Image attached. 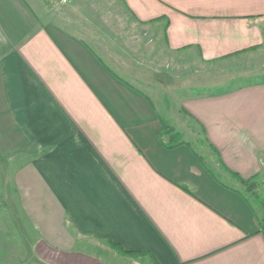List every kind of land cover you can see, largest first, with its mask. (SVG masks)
I'll return each instance as SVG.
<instances>
[{
	"label": "crops",
	"instance_id": "crops-1",
	"mask_svg": "<svg viewBox=\"0 0 264 264\" xmlns=\"http://www.w3.org/2000/svg\"><path fill=\"white\" fill-rule=\"evenodd\" d=\"M81 2L0 0V194L22 264H264V80L218 87L222 62L264 55V0H121L163 46L151 81ZM195 65L212 77L172 86Z\"/></svg>",
	"mask_w": 264,
	"mask_h": 264
},
{
	"label": "rangeland",
	"instance_id": "rangeland-1",
	"mask_svg": "<svg viewBox=\"0 0 264 264\" xmlns=\"http://www.w3.org/2000/svg\"><path fill=\"white\" fill-rule=\"evenodd\" d=\"M82 2L79 0L80 4H82ZM95 3L94 12L88 13L86 11H80V18L85 20L83 16H86L93 20L94 30L105 36L113 49L117 51H119V49L126 50L128 56H130L132 60H136L142 71L144 70L143 75L142 72L141 75L145 80L151 81V74L147 75L145 72L154 73L155 75L152 74V77L155 76V79L156 75H161L160 70L162 66L158 65L157 67L156 56L159 51L161 52V50H163V46L160 43H152L155 37L154 34L144 26H139L136 23L121 3V0H110L107 2L108 4H103L102 0H95ZM79 7L83 8L85 6ZM36 8H38L37 5ZM52 13L53 12H44L45 18L48 17L54 20L56 16ZM36 14L41 19L40 13L36 12ZM75 14H77V12ZM105 21H107V23ZM103 23L107 25L106 29L102 27ZM152 60L155 61L153 62ZM161 64L162 63H160V65ZM199 68L198 66L197 69L195 65L190 68L172 70L171 73L176 78L172 86L177 87L178 85L181 86L184 84L197 85L200 81H205L206 78L212 77L209 76V74H205V69L201 68V70H199ZM216 70L220 73L219 69L216 68ZM221 72L223 75V83L219 84L218 82V87H223L224 89L264 80V55L248 60L237 59L224 61L221 65ZM250 72L253 73L250 74ZM261 74H263V76H261ZM142 76H140V78H142ZM217 77H219V75H217ZM159 82L163 81L160 80ZM147 85L151 86V83L148 82ZM174 89L175 92H177V88ZM263 189L264 187L261 190ZM20 245L17 235L13 233L12 224L8 220L6 204L2 201V195L0 194V264H22L23 253ZM136 259V263L133 259H127L125 263L153 264L149 257H138Z\"/></svg>",
	"mask_w": 264,
	"mask_h": 264
},
{
	"label": "trees",
	"instance_id": "trees-1",
	"mask_svg": "<svg viewBox=\"0 0 264 264\" xmlns=\"http://www.w3.org/2000/svg\"><path fill=\"white\" fill-rule=\"evenodd\" d=\"M120 248V251L123 253V254H148V252H141V251H126L124 249H122L121 247ZM151 258L153 259V264H159L158 261L156 260V258L153 256V255H150Z\"/></svg>",
	"mask_w": 264,
	"mask_h": 264
}]
</instances>
